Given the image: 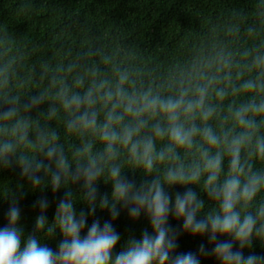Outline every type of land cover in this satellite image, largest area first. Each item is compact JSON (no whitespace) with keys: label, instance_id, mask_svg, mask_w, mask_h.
Segmentation results:
<instances>
[{"label":"clouds","instance_id":"clouds-1","mask_svg":"<svg viewBox=\"0 0 264 264\" xmlns=\"http://www.w3.org/2000/svg\"><path fill=\"white\" fill-rule=\"evenodd\" d=\"M258 16L261 27L247 29L250 44L216 42L160 85L138 83L134 66L102 56L109 71L90 65L69 83L57 69L46 87L22 97L8 88L13 60L3 59L9 49L0 41V170L18 169L20 189L64 190L51 222L48 200L35 202L39 214L25 235L20 192L3 189L0 264H201L208 256L264 264L251 251L254 242L264 248V0ZM50 121L74 138L70 147ZM101 183L110 191L100 193ZM97 209L110 220L88 225ZM122 211L132 221L143 215L151 231L129 236L116 252L112 222ZM57 232L53 250L45 241ZM180 234L206 237L211 247L178 253Z\"/></svg>","mask_w":264,"mask_h":264},{"label":"trees","instance_id":"trees-1","mask_svg":"<svg viewBox=\"0 0 264 264\" xmlns=\"http://www.w3.org/2000/svg\"><path fill=\"white\" fill-rule=\"evenodd\" d=\"M259 4L260 0H0V41L9 49L3 59L13 60L8 88L11 93L26 97L46 87L57 69L69 83L77 71L90 65L109 71V66L101 63L102 56L134 66L140 73L138 83L163 84L174 67L216 42L235 49L250 44L247 29L261 27ZM231 29L238 32L233 34ZM72 64L80 67L72 73L63 71ZM32 116L37 119L36 113ZM48 126L57 130L69 147L74 142V138L65 136L61 123L50 121ZM133 178L138 181V174ZM23 183L26 182L18 169L0 170V193L5 188L20 192V224L28 235L33 233L39 214L35 202L41 198L48 200L46 216L51 222L64 190L53 193L45 187L32 192L20 189ZM98 191L106 193L110 186L101 183ZM172 191L183 189L176 186ZM8 207V199L0 198V227L7 223ZM76 209L87 211L82 203ZM94 220L101 224L109 221L107 210L97 209L88 217L87 224ZM112 223L120 234L116 252L129 236L139 238L144 229L151 231L143 215L132 221L122 211ZM169 223L179 230L180 221L170 217ZM61 238L57 232L54 239L45 243L55 250ZM202 243L211 247L206 237L180 234L176 251L196 253ZM251 251L264 255L258 242H254ZM248 252L245 250L244 254ZM201 264L218 262L208 256L201 257Z\"/></svg>","mask_w":264,"mask_h":264}]
</instances>
